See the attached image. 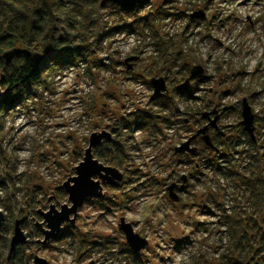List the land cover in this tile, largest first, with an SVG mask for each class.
<instances>
[{"label":"clouds","instance_id":"1","mask_svg":"<svg viewBox=\"0 0 264 264\" xmlns=\"http://www.w3.org/2000/svg\"><path fill=\"white\" fill-rule=\"evenodd\" d=\"M124 3L0 0V264H264V0Z\"/></svg>","mask_w":264,"mask_h":264},{"label":"water","instance_id":"2","mask_svg":"<svg viewBox=\"0 0 264 264\" xmlns=\"http://www.w3.org/2000/svg\"><path fill=\"white\" fill-rule=\"evenodd\" d=\"M123 7L124 9L134 8L135 0H125ZM87 175H88V170L85 169V171L82 173L83 179L81 181L80 188L78 189L76 193L77 196L87 195L91 191V186L87 184ZM53 224H55V221H53Z\"/></svg>","mask_w":264,"mask_h":264},{"label":"trees","instance_id":"3","mask_svg":"<svg viewBox=\"0 0 264 264\" xmlns=\"http://www.w3.org/2000/svg\"><path fill=\"white\" fill-rule=\"evenodd\" d=\"M133 9V8H132ZM132 9H124L126 11H131ZM0 102H3V103H9V101L7 99L3 100V101H0Z\"/></svg>","mask_w":264,"mask_h":264}]
</instances>
